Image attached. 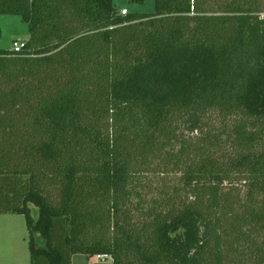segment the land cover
Returning <instances> with one entry per match:
<instances>
[{
    "label": "trees",
    "instance_id": "1",
    "mask_svg": "<svg viewBox=\"0 0 264 264\" xmlns=\"http://www.w3.org/2000/svg\"><path fill=\"white\" fill-rule=\"evenodd\" d=\"M263 14L264 0L125 16L114 0H0L30 33L0 50V214L25 217L31 264H264ZM213 113L234 123L228 167L182 137ZM174 172L146 199L145 177Z\"/></svg>",
    "mask_w": 264,
    "mask_h": 264
},
{
    "label": "rangeland",
    "instance_id": "2",
    "mask_svg": "<svg viewBox=\"0 0 264 264\" xmlns=\"http://www.w3.org/2000/svg\"><path fill=\"white\" fill-rule=\"evenodd\" d=\"M114 3L122 14V10L127 9L130 13H153L155 7V0H145L144 5H134L129 0H114ZM264 17V14H263ZM0 50H13V43L16 40L27 41L29 39V27L21 17L14 15L0 16ZM233 122L221 116L219 113H213L206 121L202 132H195L193 134L183 132L182 137L191 144H201L203 142L216 143V157L223 167L230 165L231 159L236 157V150L227 142V132L231 131ZM177 146L176 150H179ZM151 177H145L144 183L147 189L144 191L146 199L150 200L156 197L159 190L162 189L165 193L170 194L173 188L177 185L181 175L174 173H154ZM234 184L226 183L227 192L231 193L234 200L244 198L248 192V187L238 177L233 178ZM161 191V190H160ZM32 216L35 220L38 219L39 211L33 205ZM28 231L26 220L24 216L12 214H0V264H31ZM36 243L38 247H45V242L40 236H36ZM72 264H113L112 259L105 261L98 259V257L88 258L85 255H77L73 258Z\"/></svg>",
    "mask_w": 264,
    "mask_h": 264
},
{
    "label": "built area",
    "instance_id": "3",
    "mask_svg": "<svg viewBox=\"0 0 264 264\" xmlns=\"http://www.w3.org/2000/svg\"><path fill=\"white\" fill-rule=\"evenodd\" d=\"M122 15L123 16L128 15V10L127 9L122 10ZM25 47H26V41H15L13 43V50L15 52H20L23 49H25ZM97 257H98V259H101L103 261H105L107 259H112L111 256H109V255H100Z\"/></svg>",
    "mask_w": 264,
    "mask_h": 264
},
{
    "label": "crops",
    "instance_id": "4",
    "mask_svg": "<svg viewBox=\"0 0 264 264\" xmlns=\"http://www.w3.org/2000/svg\"><path fill=\"white\" fill-rule=\"evenodd\" d=\"M19 41H21V40H19ZM7 215H9V214H7ZM13 215V214H12Z\"/></svg>",
    "mask_w": 264,
    "mask_h": 264
}]
</instances>
